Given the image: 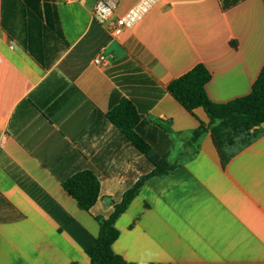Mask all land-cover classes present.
Segmentation results:
<instances>
[{"label": "crops", "instance_id": "obj_1", "mask_svg": "<svg viewBox=\"0 0 264 264\" xmlns=\"http://www.w3.org/2000/svg\"><path fill=\"white\" fill-rule=\"evenodd\" d=\"M96 1L0 0V264H90L96 216L145 162L109 118L123 99L154 149L172 163L186 156L148 178L116 221L124 264H264V123L224 166L210 131L197 152L187 145L209 122L204 109L191 113L167 91L204 64L213 102L248 95L264 66V0H168L117 38L94 19ZM137 1L122 0L117 15ZM154 125L169 128L170 144ZM83 170L101 183L89 212L63 187Z\"/></svg>", "mask_w": 264, "mask_h": 264}, {"label": "trees", "instance_id": "obj_2", "mask_svg": "<svg viewBox=\"0 0 264 264\" xmlns=\"http://www.w3.org/2000/svg\"><path fill=\"white\" fill-rule=\"evenodd\" d=\"M40 1L47 0H26L25 3L31 8ZM37 15L42 16L41 12ZM49 28L52 29L51 23ZM59 34L61 37V32ZM32 54L43 68L50 67V63L45 62L42 53L32 52ZM211 78L212 74L206 66L198 64L173 80L168 85L167 91L191 113L198 108L204 109L209 122L208 124L200 122L188 139L187 145L197 152L201 136L206 131H210L222 164L225 166L233 157L234 149L249 145L260 134L258 128L264 123V66L248 95L226 103H216L208 97L206 86ZM109 118L130 143L145 155V162L138 165L140 177L124 193L122 201L114 204L112 212L107 217L96 216L100 229L95 243L87 250L90 264L125 263L124 259L113 250V244L120 235L116 221L127 210L148 178L167 175L181 165L186 157L182 155L179 160L172 163L167 153L158 152L153 148L151 137L143 134L147 122L142 120V115L130 100L123 99L113 107L109 112ZM152 128L155 130L161 128L160 138L165 136L170 144L167 135L169 128L159 125H154ZM63 187L76 200L79 208L88 212L95 206L101 194L100 179L91 170L77 172L63 182Z\"/></svg>", "mask_w": 264, "mask_h": 264}, {"label": "built area", "instance_id": "obj_3", "mask_svg": "<svg viewBox=\"0 0 264 264\" xmlns=\"http://www.w3.org/2000/svg\"><path fill=\"white\" fill-rule=\"evenodd\" d=\"M166 1L168 0H138L125 13L117 15L122 0H97L93 17L102 24H108L111 35L117 38L125 29H130L139 23L154 7ZM94 61L96 64H103L105 58L99 56Z\"/></svg>", "mask_w": 264, "mask_h": 264}, {"label": "rangeland", "instance_id": "obj_4", "mask_svg": "<svg viewBox=\"0 0 264 264\" xmlns=\"http://www.w3.org/2000/svg\"><path fill=\"white\" fill-rule=\"evenodd\" d=\"M172 161H175V159H172ZM256 260H258V261H262V260H264V255H256Z\"/></svg>", "mask_w": 264, "mask_h": 264}]
</instances>
